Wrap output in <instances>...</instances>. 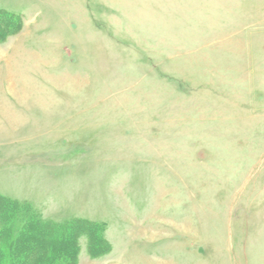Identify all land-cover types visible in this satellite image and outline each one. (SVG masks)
<instances>
[{
	"label": "rangeland",
	"instance_id": "obj_1",
	"mask_svg": "<svg viewBox=\"0 0 264 264\" xmlns=\"http://www.w3.org/2000/svg\"><path fill=\"white\" fill-rule=\"evenodd\" d=\"M0 198L75 264H264V0H0Z\"/></svg>",
	"mask_w": 264,
	"mask_h": 264
},
{
	"label": "trees",
	"instance_id": "obj_2",
	"mask_svg": "<svg viewBox=\"0 0 264 264\" xmlns=\"http://www.w3.org/2000/svg\"><path fill=\"white\" fill-rule=\"evenodd\" d=\"M16 206L5 200L1 209L4 213H13L19 210ZM83 234L87 237L90 255L98 257L108 251L102 230L96 226L84 222H74L65 227L50 226L32 216L13 241L9 240L8 229H0V264H75L77 238ZM5 241L8 243L4 244ZM26 241H30L31 246L23 248Z\"/></svg>",
	"mask_w": 264,
	"mask_h": 264
}]
</instances>
